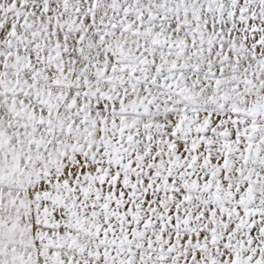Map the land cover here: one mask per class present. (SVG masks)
Here are the masks:
<instances>
[{
	"label": "snow or ice",
	"instance_id": "snow-or-ice-1",
	"mask_svg": "<svg viewBox=\"0 0 264 264\" xmlns=\"http://www.w3.org/2000/svg\"><path fill=\"white\" fill-rule=\"evenodd\" d=\"M0 264H264V0H0Z\"/></svg>",
	"mask_w": 264,
	"mask_h": 264
}]
</instances>
